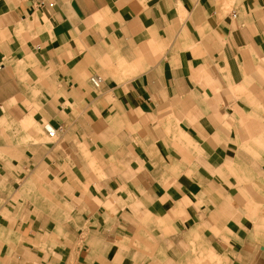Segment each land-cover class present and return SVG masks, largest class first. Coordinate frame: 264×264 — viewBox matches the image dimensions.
Instances as JSON below:
<instances>
[{"label": "crops", "instance_id": "0c3cea01", "mask_svg": "<svg viewBox=\"0 0 264 264\" xmlns=\"http://www.w3.org/2000/svg\"><path fill=\"white\" fill-rule=\"evenodd\" d=\"M48 1L0 0V260L264 264V0Z\"/></svg>", "mask_w": 264, "mask_h": 264}, {"label": "built area", "instance_id": "2783aa9c", "mask_svg": "<svg viewBox=\"0 0 264 264\" xmlns=\"http://www.w3.org/2000/svg\"><path fill=\"white\" fill-rule=\"evenodd\" d=\"M38 5L43 6L47 4L48 6H54V1H48V0H38ZM90 82L96 89L100 88L103 82V78L99 74H94L90 77ZM44 130L47 134V137L51 140L57 139L60 135V132L63 130V127L61 125L55 126L51 123H45L44 124Z\"/></svg>", "mask_w": 264, "mask_h": 264}, {"label": "rangeland", "instance_id": "374dc122", "mask_svg": "<svg viewBox=\"0 0 264 264\" xmlns=\"http://www.w3.org/2000/svg\"><path fill=\"white\" fill-rule=\"evenodd\" d=\"M256 108V107H255ZM5 260V259H4ZM0 264H5V261L0 260Z\"/></svg>", "mask_w": 264, "mask_h": 264}]
</instances>
